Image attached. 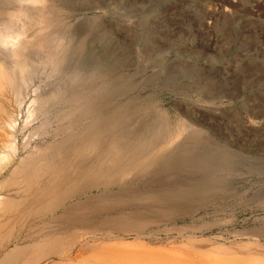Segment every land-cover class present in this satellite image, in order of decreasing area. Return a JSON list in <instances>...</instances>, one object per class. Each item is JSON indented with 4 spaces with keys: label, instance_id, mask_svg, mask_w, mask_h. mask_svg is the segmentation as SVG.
Here are the masks:
<instances>
[{
    "label": "bare ground",
    "instance_id": "obj_1",
    "mask_svg": "<svg viewBox=\"0 0 264 264\" xmlns=\"http://www.w3.org/2000/svg\"><path fill=\"white\" fill-rule=\"evenodd\" d=\"M1 2L0 264H264V230L180 225L184 196L154 179L127 191L131 175L175 158L177 132L113 129L69 34L49 36L47 0ZM117 183L125 193H93Z\"/></svg>",
    "mask_w": 264,
    "mask_h": 264
},
{
    "label": "rangeland",
    "instance_id": "obj_2",
    "mask_svg": "<svg viewBox=\"0 0 264 264\" xmlns=\"http://www.w3.org/2000/svg\"><path fill=\"white\" fill-rule=\"evenodd\" d=\"M46 12L113 129L177 132L174 159L93 193L154 179L184 196L180 225L264 230V0H47Z\"/></svg>",
    "mask_w": 264,
    "mask_h": 264
},
{
    "label": "clouds",
    "instance_id": "obj_3",
    "mask_svg": "<svg viewBox=\"0 0 264 264\" xmlns=\"http://www.w3.org/2000/svg\"><path fill=\"white\" fill-rule=\"evenodd\" d=\"M31 2V0H18V3H20V4H25V3H30Z\"/></svg>",
    "mask_w": 264,
    "mask_h": 264
}]
</instances>
